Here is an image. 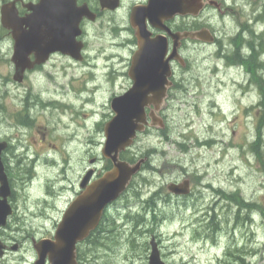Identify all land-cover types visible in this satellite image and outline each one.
I'll return each mask as SVG.
<instances>
[{
  "label": "rangeland",
  "instance_id": "1",
  "mask_svg": "<svg viewBox=\"0 0 264 264\" xmlns=\"http://www.w3.org/2000/svg\"><path fill=\"white\" fill-rule=\"evenodd\" d=\"M94 41L95 39H90L91 43ZM101 44L98 40L94 42L96 48ZM206 52V47L200 45L197 57L191 59L193 67L190 77L196 80V86L169 95L163 110L167 128L162 131L153 127L138 134L130 150L126 151L127 156L135 159L142 157L146 151L151 152L153 155L150 165L153 163L155 169L150 171L146 167L134 176L129 193H125L123 199L112 206L111 215L107 216L103 225L104 231L92 234L89 240L82 242V259L86 261L84 263L82 260V264H148L150 233L159 237L158 250L165 264H215L216 261L218 264H264V217L257 208L259 204L264 208V172L263 165L249 148V143L259 134L262 138L260 150L264 153V107L260 104L263 96L258 84L237 89L229 80V75L212 76ZM56 64L59 62L56 61ZM94 64L95 66H91ZM102 65L101 59H90L88 64L71 65L65 72H58V68L54 71L49 69L51 75L44 71L36 77L29 75L22 83H13L7 79L10 71L11 75L13 72L9 66V55L0 53V140L11 143L7 162L16 185L18 208V220H12L11 228L0 233L2 240L10 239L9 237L17 239V242L12 243H18V247L8 250L0 258V264H33L36 254L32 238L38 240L54 234L64 209L77 195L84 170L88 166L92 167L91 159H98V169L106 164V159L101 154L103 125L113 115L110 108L111 97L121 94L123 90L122 79L114 85L105 82ZM262 72L258 76L264 79ZM242 79L245 77L242 76ZM49 99L54 100L49 102L52 101ZM179 141H183L184 145L180 146ZM205 142H210L207 143L209 146ZM183 153L185 154L182 155ZM31 159L35 161L32 162ZM27 169L29 171L25 175L30 176L27 178L28 182L24 177L23 180L19 179ZM189 175L202 178L201 183H205L199 184L201 188H194L197 190L191 196L194 198L177 199L166 196L173 203L164 208L165 211L160 204V209L157 207L156 210V213L160 212L157 218L152 217L151 211L149 213L142 210L143 200L154 196V191H162L161 195H165L169 182L190 178ZM217 189L225 190L223 192L226 195H220ZM231 191L238 194L241 192L239 196L247 201H256L255 214L252 215L254 218L248 223L245 221L246 217H243L245 211L241 209L238 213V209L234 208V198L229 195ZM199 201L207 205H204V214L209 207H213L210 215L194 217L193 213H196L201 203ZM128 208L134 210L133 214L138 208L143 213L141 216L144 220L136 222L131 217L132 213H128ZM211 221H217L219 229H223L217 233L218 239L215 235L211 237ZM16 227H20V230L15 231ZM199 231H202L201 234ZM226 242H229L228 245ZM229 249L234 253H229ZM235 253L243 254L244 261L238 259ZM258 258L260 259L257 260Z\"/></svg>",
  "mask_w": 264,
  "mask_h": 264
},
{
  "label": "flooded vegetation",
  "instance_id": "2",
  "mask_svg": "<svg viewBox=\"0 0 264 264\" xmlns=\"http://www.w3.org/2000/svg\"><path fill=\"white\" fill-rule=\"evenodd\" d=\"M45 1L47 2L46 8L49 10L63 11L64 14L65 10L72 11V17L78 19L79 34L75 36L73 41V39H71V35H69L66 39L65 36L54 35V28H48L47 34H45L46 36H41V31L37 30L34 38L38 39V43L33 48L26 45L23 47V50L27 53V62L25 61L24 63H21L23 66L21 80H15L14 74L16 73V64L13 61V55L15 51L16 39L12 36L11 28H7L3 24L2 16H0V53L3 52L5 55H9V66L13 72L11 75L10 71V74L7 75V79L12 80L13 83H22L29 75H34L36 77L37 75H41L44 71H46L48 75H51L49 69L54 71L58 68V72H65L71 65L82 66V63L88 64L90 59L99 58L103 62L101 68L103 69L102 73L105 71V82L107 84L114 85L115 82L122 79V93H124L134 86L135 80L133 76L130 75V71L133 67V57L136 51L139 50V40L141 38H146L152 42L154 49H159L164 52L163 58L164 60L168 59L169 68L166 70L167 72L165 71L166 76L163 77L165 72L160 73L158 79L159 84H154V86L150 87L154 90L164 89L166 91L164 102L160 110L157 112V115L162 119L164 127L161 128L158 126L147 125L143 132H147L153 127H157L159 130L164 131L167 126L163 110L164 105L168 102L169 95H171L172 92L182 90L187 91L196 86V80L190 77V72H192L193 67L191 59L197 57L200 45L205 46L208 50V52H206V57L209 62V71L212 76L229 75V80L237 89L243 84L242 88H245L250 84L252 85V83L258 84L257 76L262 72L261 65L264 63V0H200V4L199 0ZM40 2L41 0H0V4L4 6L0 9V14H2V11L7 8H15L17 10V15L19 17H24L32 10L29 9V7L37 8ZM149 7L153 8V12L151 13L152 16L148 15ZM82 11L85 12L82 14ZM179 11H184L185 13ZM55 18L56 15H54L53 11L50 15L52 26L55 25ZM93 30L96 32L94 33ZM199 31H205V36L208 38L207 41L199 37ZM90 39L101 41V46L96 48L94 46L95 41L91 43ZM55 41H58V43H55ZM157 41L160 43L159 48L156 45ZM56 61H58L59 64H56ZM91 66H95V64ZM257 67H259L258 70ZM242 76L247 79H242ZM252 77L257 79V82H255L256 80H253ZM118 95H114L113 97ZM113 97H111V99ZM49 100H52L49 102H53L54 99ZM152 108L153 105H150L146 108V112L149 113ZM148 122H150V118H148ZM5 142L7 143V146L1 151L0 160L6 173L9 186V194L6 196V202L9 204L12 212L7 216L5 224L0 226L1 234L11 228L10 222L12 220H18L15 189L16 185L12 181L13 175L9 170L10 165L7 162V152L11 147V143L7 141ZM128 150L130 149L127 148L121 152V159L128 162H134L139 158L135 159L129 155H124L123 157L122 154H126V151ZM142 156L145 157L142 169H146V167L149 168L150 166L151 168L147 169L153 171L155 167L150 165L149 159L152 156L151 152H147V154L144 153ZM103 158L106 159V164L103 165L101 169H98L96 164L99 162L98 159L93 158L91 159L92 167L88 166L84 170V174H86L88 169H93V173L86 183V186L102 176L104 172L111 168V161L105 157ZM31 161L34 162L35 159H31ZM27 172L28 169L23 173L24 175L22 174L20 176L19 179L22 180L24 176H27L25 175ZM9 175L12 176L9 177ZM28 177L30 176L28 175L24 178L27 179ZM184 179L188 180L186 194H176L172 191L170 192L168 188L169 184H178ZM131 182L127 186L126 190L120 194L116 200L106 205L99 223L82 242L89 240V236L92 234L95 235L96 233L104 231L103 225L107 216L111 215L112 206L118 201H121L125 193H129L128 189L131 187ZM197 182L201 183L202 178H198L197 180V178L194 179L192 177L191 179V177H187L180 180L175 179L169 182L166 185L168 194L166 193L165 195H161V191L158 193L155 191L152 195H158L150 196L151 198L148 197L149 199H145L146 202L143 200L144 204L142 210L153 212L154 214L152 213V217L157 218L156 216L158 214L156 213V210L160 204H162V208L165 211L164 208L168 207L170 203H173L166 197V195L172 197L175 194L174 197L177 199L189 198L195 195L196 190L194 187L197 188L199 186V183ZM192 184H194V187ZM84 189L85 187L82 188V191ZM80 192L81 189L78 186L76 194ZM74 197L70 200V202L74 199ZM2 198L3 197L0 196V199ZM243 199L244 198L240 196L239 202L241 200V206L233 201L235 203V208L238 207V213H240L239 210L247 208L245 205L246 203H252L245 199L244 201L246 203H242ZM202 204L203 202L200 203V208L197 207L196 213L198 214V211L200 210V214H198L199 216L194 213V217L201 218L208 216L213 211V207H209L206 214H204L203 210H205V208L204 204ZM236 205L238 206L236 207ZM255 210L256 207L250 206L249 213L253 214V211ZM136 211L135 215L139 216L143 214L142 212H139V210ZM130 212H132L131 208H128V213L130 214ZM133 213L134 212H132V214ZM252 219L251 215V220ZM14 230L19 231L20 227H16ZM149 236L151 237L150 245L151 242L155 240L154 242L156 243V246H159L157 239L159 237L155 234H150ZM9 238L10 239L4 238L3 240L0 238V241L5 245L3 255H5L8 250H15L18 247V243H12V241L17 242V239L14 237ZM33 239L34 238H32V240Z\"/></svg>",
  "mask_w": 264,
  "mask_h": 264
},
{
  "label": "water",
  "instance_id": "3",
  "mask_svg": "<svg viewBox=\"0 0 264 264\" xmlns=\"http://www.w3.org/2000/svg\"><path fill=\"white\" fill-rule=\"evenodd\" d=\"M38 5L37 8L29 7L32 10L24 17H19L15 8L2 11V22L7 28H11L12 36L16 39L13 55L16 64L15 80H21L23 71L21 63L27 62V53L23 47L26 45L33 48L38 43V39L34 38L37 30L41 31V36H46L47 29L54 28L56 33L54 35L65 36V39L71 35L73 41L79 34L78 19L72 17V11L65 10L64 14L63 11L49 10L46 8L45 0H41ZM53 11L56 18L55 25L52 26L50 15ZM148 11V15H151L153 8L149 7ZM83 12L85 11H82V14ZM198 35L201 39L208 40L205 31H199ZM156 45L159 48V41ZM163 57L164 52L154 49L151 41L146 38L140 39V48L134 54L133 67L130 71L135 80L134 86L111 99L110 106L114 114L103 127L105 140L101 154L111 161L112 167L86 186L93 173L92 168L87 170L79 183L80 188L85 189L66 208L53 237L32 240L37 256L34 264H78L77 244L97 226L106 205L116 200L126 190L133 176L140 172L145 157L130 163L121 159L120 153L134 143L137 134L143 132L147 125L164 127L157 112L164 102L166 91L150 88L154 84H159L160 73L169 68L168 59L164 60ZM150 105H153V108L147 113L146 108ZM6 146L5 141H0V153ZM114 169L119 170V176L110 180L108 178L113 176ZM187 187V179L178 184L168 185L169 190L176 194H186ZM8 194V181L0 160V196L3 197L0 199V226L5 224L7 216L12 212L6 202ZM4 247L0 241V256L3 255ZM148 264H165L154 241L151 242Z\"/></svg>",
  "mask_w": 264,
  "mask_h": 264
},
{
  "label": "bare ground",
  "instance_id": "4",
  "mask_svg": "<svg viewBox=\"0 0 264 264\" xmlns=\"http://www.w3.org/2000/svg\"><path fill=\"white\" fill-rule=\"evenodd\" d=\"M261 57H262V56H261ZM263 58H264V57H263ZM259 59H260V58H259ZM261 60H262V59H261ZM261 62H263V61H261ZM261 62H260V63H261ZM254 63H255V62H254ZM263 64H264V63H263ZM263 64H262V65H263ZM247 65H248V62H247ZM258 65H259V64H258ZM262 65H261V70L263 71V72H262V75L264 76V65H263V66H262ZM259 66H260V65H259ZM258 68H259V67H257V70H258ZM252 72H253V71H252ZM259 73H260V72H259ZM253 74H254V72H253ZM256 74H257V73H256ZM251 76H253V75H251ZM255 76H256V75H255ZM253 77H254V76H253ZM253 77H252V78H253ZM250 78H251V77H250ZM258 78H259V77H258ZM246 79H247V78H246ZM246 79H245V80H246ZM261 79H262V78H261ZM253 80H256L255 82H257V79H254V78H253ZM263 80H264V79H263ZM115 81H116V80H115ZM261 81H262V80H261ZM247 82H248V81H247ZM255 82H254V83H255ZM263 82H264V81H263ZM243 83H244V82H243ZM243 83H242V84H243ZM259 83H260V82H259ZM252 84H253V83H252ZM263 84H264V83H263ZM243 85H244V84H243ZM243 85H242L241 87H243ZM250 85H251V84H250ZM98 86H99V85H98ZM254 86H255V85H254ZM96 87H97V86H96ZM239 87H240V86H239ZM255 87H256V86H255ZM257 87H258V86H257ZM88 88H89V86H88ZM246 88H247V87H246ZM89 89H90V88H89ZM87 92H88V91H87ZM84 93H85V92H84ZM26 94H28V93H26ZM26 94H25V95H26ZM34 94H35V93H34ZM30 95H31V94H30ZM26 98H27V96H26ZM29 99H30V97H29ZM209 99H210V98H209ZM26 100H27V99H26ZM31 100H32V99H31ZM39 101H40V100H39ZM43 101H44V100H43ZM209 101H210V100H209ZM25 102H26V101H25ZM212 102H213V101H212ZM263 104H264V102H263ZM52 105H53V104H52ZM52 105H51V106H52ZM62 105H63V104H62ZM261 105H262V104H261ZM53 106H54V105H53ZM262 107H263V106H262ZM214 109H215V107H214ZM214 109H213V111H215ZM221 110H222V109H221ZM111 112H112V111H111ZM111 117H112V116H110V118H111ZM108 118H109V117H108ZM22 120H23V119H22ZM23 129H24V128H23ZM145 129H146V128H145ZM150 133H151V132H150ZM153 133H154V132H153ZM153 133H152V134H153ZM163 133H164V132H163ZM148 134H149V133H148ZM161 134H162V133H161ZM161 134H160V135H161ZM181 135L184 136L182 133H181ZM258 135H259V134H258ZM182 136H181V137H182ZM256 136H257V135H256ZM186 137H187V136H186ZM160 139H161V138H160ZM213 139H214V137H213ZM206 140H207V139H206ZM210 140H211V137H210L209 141H210ZM174 141H176V139L173 140V142H174ZM195 141H196V140H195ZM200 141H201V140H200ZM203 141H204V140H203ZM217 141H218V140H217ZM179 142H180V141H179ZM182 142H183V141H182ZM191 142H193V141H191ZM201 142H202V141H201ZM210 142H211V141H210ZM210 142H205V143L207 144V143H210ZM186 143H187V142H186ZM202 143H203V142H202ZM250 143H251V142H250ZM191 144H192V143H190V145H191ZM195 144H196V143H195ZM197 144H198V143H197ZM199 144H201V143H199ZM199 144H198V145H199ZM253 144H254V142H253ZM175 145H176V144H175ZM183 145H184V144H183ZM183 145H182V146H183ZM190 145H189V146H190ZM207 145H208V144H207ZM191 146H192V145H191ZM191 146H190V147H191ZM195 146H196V145H195ZM204 146H205V145H204ZM208 146H209V145H208ZM178 147H179V146H178ZM185 147H186V146H185ZM185 147H184V148H185ZM187 148H188V146H187ZM201 148H203V147H201ZM252 148H253V147H252ZM146 150H147V149H146ZM176 150H177V149H176ZM181 150H182V149H181ZM185 150H186V148H185ZM150 151H152V150H150ZM262 151H263V149H262ZM146 152H147V151H146ZM146 152H145V153H146ZM148 152H149V151H148ZM182 152H183V151H182ZM143 153H144V152H143ZM179 153H181V151H180ZM188 153H189V151H188ZM188 153H187V154H188ZM252 153H253V152H252ZM36 154H37V153H36ZM146 154H147V153H146ZM184 154H185V153H183L182 155H184ZM263 154H264V153H263ZM152 155H153V154H152ZM155 155H156V154H155ZM155 155H154V156H155ZM154 156H153V157H154ZM252 156H254V155H252ZM149 157H150V156H149ZM151 157H152V156H151ZM151 157H150V158H151ZM33 158H34V157H33ZM150 158H149V159H150ZM154 158H155V157H154ZM263 158H264V156H263ZM150 160H151V159H150ZM152 161H155V160H152ZM152 164H153V163H152ZM152 164H151V166H153ZM35 165H36V164H35ZM35 165H34V166H35ZM174 165H176V164H174ZM178 165H179V164H178ZM16 166H18V165H16ZM16 166H15V167H16ZM20 166H21V165H20ZM148 166H149V165H148ZM149 167H150V166H149ZM179 167H181V166H179ZM18 168H19V167H18ZM29 168H30V167H29ZM29 168H28V169H29ZM152 168H153V167H152ZM182 168H183V167H182ZM16 169H17V167H16ZM21 169H23V167H21ZM148 169H149V168H148ZM189 169H191V168L189 167ZM19 170H20V169H19ZM29 170H31V168H30ZM29 170H28V171H29ZM153 170H154V169H153ZM17 171H18V170H17ZM17 171H16V172H17ZM186 171H187V170H186ZM4 172H5V171H4ZM21 172H22V171H21ZM25 172H26V171H25ZM31 172H32V170H31ZM14 173H15V172H13V174H14ZM261 173H262V172H261ZM5 174H6V173H5ZM11 174H12V173H11ZM22 174H23V173H22ZM27 174H28V173H27ZM184 174H185V173H184ZM197 174H198V173H197ZM199 174H200V173H199ZM201 174H202V173H201ZM14 175H15V174H14ZM20 175H21V173L19 174V176H20ZM180 175H181V174H180ZM10 176H12V175H9V177H10ZM15 176H16V175H15ZM15 176H14V177H15ZM189 176H190V175H189ZM22 177H23V176H22ZM24 177H27V176H24ZM178 177H179V176H178ZM182 177H183V176H182ZM191 177H193V176H191ZM197 177H198V176H197ZM16 178H17V177H16ZM19 178H20V177H19ZM180 178H181V177H180ZM193 178H194V177H193ZM181 179H182V178H181ZM191 179H192V178H191ZM194 179H196V178H194ZM20 180H21V179H20ZM22 180H23V179H22ZM25 180H27V179L25 178ZM144 180H145V178H144ZM179 180H180V179H179ZM197 180H198V178H197ZM202 180H203V179H202ZM204 180H205V179H204ZM12 181H13V180H12ZM27 181H28V180H27ZM27 181H26V182H27ZM192 181H193V180H192ZM21 182H22V181H21ZM146 182H147V181H146ZM190 183H191V180H190ZM197 183H199V182H197ZM208 183H209V182H208ZM28 184H29V183H28ZM28 184H27V185H28ZM199 184H201V183H199ZM204 184H205V183H204ZM209 184H211V183H209ZM209 184H208V185H209ZM23 185H24V183H23ZM192 185H193V187H194V184H192ZM192 185H190V186H192ZM203 186H204V185H203ZM22 187H23V186H22ZM24 187H25V186H24ZM193 187H192V188H193ZM198 187H200V186H198ZM208 187H209V186H208ZM194 188H195V187H194ZM200 188H201V187H200ZM164 189H165V188H164ZM164 189H163V190H164ZM197 189H198V188H197ZM240 189H241V188H240ZM203 190H204V189H203ZM234 190H235V189H234ZM236 190H237V188H236ZM158 191H159V190H158ZM196 191H197V190H196ZM209 191H210V190H209ZM217 191H218V189H217ZM217 191H216V192H217ZM223 191L225 192V190H223ZM223 191H222V192H223ZM238 191H239V190H238ZM154 192H155V191H154ZM161 192H162V191H161ZM164 192H165V190H164ZM168 192H169V191H168ZM170 192H171V191H170ZM190 192H191V191H190ZM216 192H214V193L216 194ZM224 192H223V193H224ZM227 192H228V191H227ZM233 192H234V191H233ZM235 192H236V191H235ZM156 193H157V192H156ZM166 193H167V192H166ZM188 193H189V192H188ZM194 193H195V192H194ZM200 193H201V192H200ZM208 193H209V192H208ZM210 193H211V191H210ZM220 193H221V192H220ZM231 193H232V191H231ZM231 193H230V195H231ZM236 193H237V192H236ZM240 193H241V192H240ZM240 193H239V194L237 193V194H238L237 196H239ZM152 194H153V193H152ZM167 194H168V193H167ZM189 194H190V193H189ZM191 194H192V193H191ZM224 194H225V193H224ZM233 194H234V193H233ZM155 195H156V194H155ZM157 195H158V194H157ZM202 195H203V194H202ZM206 195H207V194H206ZM221 195H222V194H221ZM225 195H226V194H225ZM234 195H236V194H234ZM166 196H168V195H166ZM174 196H175V194H174ZM188 196H189V195H188ZM188 196H187V197H188ZM190 196H191V195H190ZM217 196H220V195H217ZM222 196H223V195H222ZM222 196H221V197H222ZM231 196H232V195H231ZM237 196H236L235 198H237ZM176 197H177V195H176ZM180 197H181V195H180ZM203 197H204V196H203ZM227 197H228V195L226 196V198H227ZM239 197H240V196H239ZM150 198H151V197H150ZM154 198H155V197H154ZM191 198H194V197H191ZM232 198H233V197H232ZM148 199H149V198H148ZM196 199H197V198H196ZM217 199H219V198H217ZM229 199H230V198H229ZM241 199H242V198H241ZM151 200H152V199H151ZM192 200L194 201V199H192ZM206 200H207V199H206ZM211 200H212V199H211ZM234 200H235V199H234ZM138 201H139V200H138ZM154 201H155V200H154ZM189 201H190V200H189ZM201 201H202V200H201ZM201 201H199V202H201ZM209 201H210V200H209ZM214 201H215V200H214ZM221 201H222V199H221ZM224 201H225V200H224ZM227 201H228V200H227ZM237 201H238V200H237ZM252 201H253V200H252ZM252 201H251V202H252ZM254 201H255V200H254ZM260 201H262V200H260ZM260 201H259V202H260ZM145 202H146V200H145ZM149 202H150V201H149ZM156 202H157V201H156ZM205 202H206V201H205ZM235 202H236V201H235ZM240 202H241V200H240ZM138 203H139V202H138ZM147 203H148V202H147ZM189 203H190V202H189ZM192 203H193V202H192ZM196 203H197V202H196ZM220 203H221V202H220ZM242 203H246V202L244 201V199H243V202H242ZM252 203H253V202H252ZM255 203H256V201H255ZM153 204H154V203H153ZM199 204H200V203H199ZM203 204L206 205V203H203ZM203 204H202V205H203ZM214 204H215V203H214ZM236 204H237V203H236ZM238 204H239V203H238ZM248 204H249V203H247V205H248ZM139 205H140V204H139ZM145 205H147V204H145ZM154 205H155V204H154ZM218 205H219V204H218ZM234 205H235V204H234ZM245 205H246V204H245ZM247 205H246V206H247ZM254 205H255V204H254ZM254 205H253V206H254ZM259 205H260V204H259ZM259 205H258V206H259ZM262 205H264V203H263ZM187 206H188V204H187ZM189 206H190V205H189ZM191 206H192V205H191ZM194 206H195V205H194ZM206 206H207V205H206ZM206 206H205V208H206ZM236 206H238V205H236ZM239 206H241V204H240ZM243 206H244V205H243ZM256 206H257V203H256ZM137 207H138V205H137ZM152 207H154V206H152ZM152 207H151V208H152ZM196 207H197V204H196ZM244 207H245V206H244ZM260 207H261V206H260ZM166 208H167V207H166ZM199 208H200V207H199ZM216 208H217V207H216ZM223 208H224V207H223ZM234 208H235V207H234ZM237 208H238V207H237ZM237 208H236V209H237ZM155 209H156V208H155ZM158 209H160V207H159ZM218 209H220V208H218ZM224 209H225V208H224ZM224 209H222V210L224 211ZM243 209H244V208H243ZM262 209H263V207H262ZM262 209H261V210H262ZM135 210H136V209H135ZM137 210H138V208H137ZM144 210H146V209H144ZM188 210H189V209H188ZM257 210H258V209H257ZM132 211H134V210H132ZM163 211H164V210H163ZM194 211H195V210H194ZM203 211H204V210H203ZM239 211H240V210H239ZM243 211H245V214H244L243 217H246V222L249 221V220H251V215H253V214H250V213H249L250 209H249V211H248V207H247V208L244 209ZM136 212H137V211H136ZM140 212H141V211H140ZM148 212H149V211H148ZM185 212H186V210H185ZM218 212H219V211H218ZM253 212H255V211H253ZM257 212H259V211H257ZM130 213H132V212H130ZM149 213H150V212H149ZM152 213H153V212H152ZM208 213H209V212H208ZM216 213H217V212H216ZM221 213H222V212H221ZM135 214H136V213H135ZM138 214H139V213H138ZM146 214H147V213H146ZM153 214H154V213H153ZM153 214H152V215H153ZM157 214H158V213H157ZM157 214H156V215H157ZM159 214H160V212H159ZM159 214H158V215H159ZM163 214H164V213H163ZM193 214H194V213H193ZM196 214H197V213H196ZM199 214H200V213H199ZM205 214H206V213H205ZM254 214H255V213H254ZM132 215H133V214H132ZM197 215H198V214H197ZM201 215H202V213H201ZM129 216H130V215H129ZM129 216H128V217H129ZM134 216H135V215H134ZM134 216H133V217H134ZM154 216H155V215H154ZM161 216H162V214H161ZM165 216H166V215H165ZM170 216H171V215H170ZM198 216H199V215H198ZM211 216H212V215H211ZM213 216H214V215H213ZM224 216H225V215H224ZM224 216H223V218H224ZM248 216H249V217H248ZM253 216H254V215H253ZM262 216H263V214H262ZM135 217H136V216H135ZM137 217H138V216H137ZM137 217H136V219H137ZM147 217H148V216H147ZM156 217H157V216H156ZM200 217H201V216H200ZM205 217H206V216H205ZM221 217H222V216H221ZM241 217H242V216H241ZM149 218H150V217H149ZM159 218H160V216H159ZM209 218H210V217H209ZM253 218H254V217H253ZM255 218H256V217H255ZM258 218H259V217H258ZM147 219H148V218H147ZM160 219H161V218H160ZM126 220H127V219H126ZM131 220H132V219H131ZM131 220H130V221H131ZM134 220H135V218H134ZM134 220H132V222H133ZM162 220H163V219H162ZM162 220H161V221H162ZM197 220H198V219H197ZM199 220H201V219H199ZM209 220H210V219H209ZM212 220H213V219H212ZM216 220H217V219H216ZM219 220H220V218H219ZM254 220H255V219H254ZM155 221H156V220H155ZM206 221H207V220H206ZM229 221H230V220H229ZM257 221H258V220H257ZM260 221H261V220H260ZM144 222H145V221H144ZM148 222H150V221H148ZM151 222H153V221H151ZM200 222H201V221H200ZM212 222H213V221H212ZM255 222H256V221H255ZM262 222H263V219H262ZM262 222L259 223V221H258L259 224H262ZM133 223H134V225H135V222H133ZM156 223H157V222H156ZM205 223H208V222H205ZM213 223H214V222H213ZM226 223H227V222H226ZM232 223H233V222H232ZM242 223H243V222H242ZM247 223H248V222H247ZM247 223H246V224H247ZM250 223H251V221H250ZM258 223H257V225H258ZM130 224H131V223H130ZM201 224H202V222H201ZM201 224H200V225H201ZM124 225H125V224H124ZM128 225H129V223H128ZM208 225H209V224H208ZM219 225H220V224H219ZM225 225H227V224H225ZM232 225H233V224H232ZM244 225H245V224H244ZM248 225H249V224H248ZM131 226H132V225H131ZM131 226H130V227H131ZM141 226H142V225H141ZM153 226H154V225H153ZM213 226H216V225L214 224ZM236 226H238V223L236 224ZM241 226H243V224H242ZM260 226H261V225H260ZM122 227H124V226H122ZM218 227H220V226H218ZM218 227H217V228H218ZM261 227H262V226H261ZM261 227H260V228H261ZM263 227H264V225H263ZM263 227H262V228H263ZM139 228H140V227H139ZM197 228H199V227H196V229H197ZM211 228H212V227H211ZM223 228H224V227H223ZM237 228H238V227H237ZM237 228H236V229H237ZM246 228H247V227H246ZM249 228H250V227H249ZM249 228H248V229H249ZM124 229H125V228H124ZM212 229H213V228H212ZM221 229H222V228H221ZM228 229H229V228H228ZM242 229H243V228H242ZM251 229H252V228H251ZM251 229H250V230H251ZM257 229H258V228H257ZM102 230H103V229H102ZM117 230H118V228H117ZM119 230H120V229H119ZM129 230H130V229H129ZM199 230H200V228H199ZM204 230H205V229H204ZM222 230H223V229H222ZM222 230H221V232H222ZM240 230H241V229H240ZM244 230H245V229H244ZM122 231H123V230H122ZM122 231H120V232H122ZM124 231H125V230H124ZM131 231H132V229H131ZM197 231H198V230H197ZM202 231H203V230H202ZM202 231H201V232H202ZM217 231H218V230H217ZM217 231H216V232H217ZM226 231H227V230H226ZM237 231H239V230L237 229ZM247 231H248V230H247ZM111 232H112V231H111ZM114 232H116V231H114ZM120 232H119V233H120ZM134 232H135V231H134ZM201 232L199 231L200 234H201ZM213 232H214V231H213ZM224 232H225V230H224ZM234 232H235V230H234ZM239 232H240V231H239ZM242 232H243V231H242ZM248 232H249V231H248ZM255 232H256V231H255ZM260 232H263V231L260 230ZM117 233H118V232H117ZM124 233H125V232H124ZM135 233H136V232H135ZM203 233H204V232H203ZM217 233H218V232H217ZM228 233H229V232H228ZM228 233H227V234H228ZM252 233H253V232H252ZM130 234H131V232H130ZM146 234H148V233H146ZM150 234L152 235V233H150ZM154 234H155V233H154ZM239 234H240V233H239ZM242 234H244V233H242ZM242 234H241V235H242ZM245 234H247V233H245ZM256 234H257V233H256ZM259 234H260V233H259ZM97 235H98V234H97ZM101 235H102V234H101ZM109 235H110V234H109ZM131 235H132V234H131ZM133 235H134V233H133ZM133 235H132V236H133ZM142 235H143V234H142ZM206 235H207V233H206ZM213 235H214V234H213ZM250 235H251V234H250ZM250 235H249V236H250ZM260 235H261V234H260ZM263 235H264V234H263ZM263 235H262V236H263ZM119 236H120V234H119ZM138 236H139V235H138ZM138 236H137V237H138ZM140 236H141V235H140ZM220 236H221V235H220ZM227 236H228V235H227ZM227 236H226V237H227ZM233 236H234V235H233ZM245 236H246V235H245ZM253 236H254V234H253ZM257 236H258V235H256V237H257ZM262 236H261V237H262ZM112 237H113V236H112ZM127 237H128V236H127ZM137 237H136V238H137ZM148 237H149V236H148ZM211 237H212V236H211ZM216 237H217V236H216ZM246 237H247V236H246ZM103 238H104V237H103ZM108 238H109V237H108ZM113 238H114V237H113ZM121 238H122V237H121ZM129 238H130V237H129ZM129 238H128V239H129ZM146 238H147V237H146ZM154 238H155V237H154ZM206 238H207V237H206ZM240 238H241V237H240ZM257 238H258V237H257ZM125 239H126V238H125ZM130 239H131V238H130ZM134 239H135V238H134ZM150 239H151V238H150ZM150 239H149V240H150ZM157 239H158V238H157ZM209 239H210V238H209ZM213 239H214V238H212V240H213ZM217 239H218V237H217ZM230 239H231V238H230ZM245 239H246V238H245ZM252 239H255V238H252ZM98 240H99V239H98ZM98 240H97V241H98ZM101 240H102V238H101ZM109 240H110V239H109ZM119 240H121V239H119ZM142 240H143V239H142ZM158 240H159V239H158ZM212 240H211V241H212ZM225 240H227V239H225ZM225 240H224V241H225ZM233 240H234V239H233ZM242 240L244 241V239H242ZM246 240H247V239H246ZM246 240H245V242H246ZM260 240H261V239H260ZM262 240H263V239H262ZM93 241H95V240H93ZM103 241H105V240H103ZM124 241H125V240H124ZM131 241H132V240H131ZM136 241H137V240H136ZM146 241H147V240H146ZM146 241H145V242H146ZM154 241H155V240H154ZM234 241H237V240H234ZM239 241H241V239H239ZM251 241H252V240H251ZM255 241H256V240H255ZM258 241H259V240H258ZM98 242H99V241H98ZM105 242H106V241H105ZM122 242H123V241H122ZM132 242H134V241H132ZM137 242H138V241H137ZM140 242H141V241H140ZM143 242H144V241H143ZM252 242H253V241H252ZM261 242H262V241H261ZM263 242H264V240H263ZM123 243H124V242H123ZM149 243H150V242H149ZM215 243H216V242H215ZM226 243H227V245H228L229 242H226ZM236 243H237V242H236ZM247 243H248V241H247ZM257 243H258V242H257ZM98 244H99V243H98ZM103 244H104V243H103ZM136 245H138V243H136ZM145 245H146V243H145ZM234 245H235V243H234ZM234 245H232V246H234ZM237 245H238V243H237ZM245 245H246V243H245ZM252 245H253V243H252ZM150 246H151V245H150ZM239 246H240V245H239ZM239 246H238V247H239ZM254 246H255V245H254ZM254 246H253V247H254ZM88 247H89V246H88ZM94 247H95V246H94ZM142 247H143V246H142ZM226 247H227V246H226ZM226 247H225V248H226ZM244 247H245V246H244ZM246 247H247V245H246ZM145 248H146V247H145ZM157 248H158V245H157ZM230 248H231V245H230ZM232 248H234V247H232ZM236 248H237V247H236ZM93 249H94V248H93ZM96 249H97V248H96ZM159 249H160V248H159ZM244 249H245V248H244ZM248 249H249V248H248ZM226 250H227V249H226ZM231 250H232V249H231ZM231 250H230V251H231ZM242 250H243V246H242ZM249 250H250V249H249ZM159 251H160V250H159ZM232 251H233V250H232ZM234 251H235V250H234ZM237 251H238V250H237ZM263 251H264V250H263ZM83 252H84V251H83ZM95 252H97V251L95 250ZM224 252H225V251H224ZM226 252H227V251H226ZM239 252H240V249H239L238 253H239ZM246 252H247V248H246ZM260 252H261V251H260ZM84 253H85V252H84ZM233 253H234V252H233ZM236 253H237V252H236ZM236 253H235V254H236ZM247 253H248V252H247ZM91 254H92V253H91ZM223 254H224V253H223ZM235 254H234V255H235ZM249 254H250V253H249ZM81 255H82V254H81ZM83 255H84V254H83ZM99 255H100V254H99ZM228 255H229V254H228ZM228 255H227V256H228ZM236 255H237V254H236ZM239 255H240V254H239ZM239 255H238V256H239ZM242 255H243V254H242ZM242 255H241V256H242ZM251 255H252V253H251ZM88 256H91V255L89 254ZM88 256H87V258H88ZM92 256H93V255H92ZM95 256H96V255H95ZM97 256H98V254H97ZM262 256H263V255H262ZM98 257H99V256H98ZM231 257L233 258V256H231ZM235 257H236V256H235ZM244 257H245V256H244ZM246 257H248V256H246ZM255 257H256V256H255ZM90 258H91V257H90ZM103 258H104V256H103ZM225 258H226V257H225ZM228 258H229V256H228ZM237 258H238V257H237ZM237 258H236V259H237ZM242 258H243V257H242ZM252 258H253V257H252ZM88 259H89V258H88ZM233 259H234V258H233ZM246 259H247V258H246ZM255 259H256V258H255ZM259 259H260V258H258L257 260H259ZM82 260H83V259H82ZM96 260H97V259H96ZM102 260H103V259H102ZM112 260H113V259H112ZM114 260H115V259H114ZM225 260L227 261V259H225ZM237 260H238V259H237ZM242 260H243V259H242ZM83 261H84V260H83ZM226 261H225V262H226ZM243 261H244V260H243ZM250 261H251V259H250ZM85 262H86V261H84V263H85ZM94 262H95V261H94ZM96 262L98 263V261H96ZM108 262H109V261H108ZM127 262H129V261H127ZM218 262H219V261H218ZM223 262H224V260H223ZM228 262H229V261H228ZM228 262H227V263H228ZM230 262H231V261H230ZM238 262L240 263V261H238ZM84 263H83V264H84ZM88 263H90V262H87V264H88ZM101 263H102V262H101ZM101 263H99V264H101ZM216 263H217V261H216ZM216 263H215V264H216ZM92 264H94V263H92ZM230 264H231V263H230ZM234 264H235V263H234ZM243 264H244V263H243Z\"/></svg>",
  "mask_w": 264,
  "mask_h": 264
},
{
  "label": "trees",
  "instance_id": "5",
  "mask_svg": "<svg viewBox=\"0 0 264 264\" xmlns=\"http://www.w3.org/2000/svg\"><path fill=\"white\" fill-rule=\"evenodd\" d=\"M263 76V75H262ZM259 77V78H258ZM257 78H258V85H259V87H260V92L262 93V96H263V98H262V100L260 101V104H262L263 105V107H264V104H263V102H264V84H263V82L262 81H264L263 79H261V77L260 76H257ZM264 78V77H263ZM262 80V81H261ZM260 82V83H259ZM263 112H264V109H263ZM263 119V121H264V117L262 118ZM253 142H254V144H253ZM261 142H262V138H261V136L260 135H258L257 134V136L254 138V140L251 142V143H249V148H250V150L255 154V157H256V159L263 165V172H264V158H263V152H261V150H260V144H261ZM180 144V146H182L184 143L183 142H180L179 143ZM253 147V148H252ZM124 155H126V154H122V156L124 157ZM126 158H128V157H126ZM131 161V160H130ZM219 191V193H220V195L222 194L223 196L226 194H224L222 191L223 190H218ZM236 194V195H234V194ZM238 193V192H237ZM236 192H232L231 193V195H232V197L235 199H233L234 201H236V203H239V205H240V202H239V196H237L238 194H237ZM230 195V194H229ZM230 195V196H231ZM237 196V198H235ZM238 200V201H237ZM255 204V205H254ZM246 205H247V203H246ZM254 205V207H256V203H249L248 205H247V207H248V211H249V209H250V206H253ZM259 206H261V205H259ZM259 206H257V208L260 210V213L261 214H263V217H264V208L262 209L261 207H259ZM262 209V210H261ZM135 215V214H134ZM133 215V216H134ZM131 216L132 217V219H134L135 218V220H136V222H141V221H143L144 220V218H143V216H141V215H135L137 218H140L139 220H137L136 219V217L134 216ZM211 218V217H210ZM210 218H208V219H210ZM214 222V221H213ZM212 221L210 222V228L209 229H211L212 231H211V233L212 234H214L215 235V237H216V235H217V232H219V231H221V229H219V227H218V224H217V221H215L214 223H213ZM216 225V226H213V225ZM213 229H212V228ZM218 227V228H217ZM218 230V231H217ZM214 231V232H213ZM217 231V232H216ZM214 235H212V237L214 236ZM229 253L231 252V253H233L232 252V250L230 251V249H229V251H228ZM82 242H80L79 244H78V246H77V260H78V264H82ZM237 257H238V259H240V260H244L245 259V257L242 255H239L238 256V254H237ZM243 257V258H242ZM242 260V261H243ZM219 261V260H218ZM216 264H218V263H216Z\"/></svg>",
  "mask_w": 264,
  "mask_h": 264
},
{
  "label": "clouds",
  "instance_id": "6",
  "mask_svg": "<svg viewBox=\"0 0 264 264\" xmlns=\"http://www.w3.org/2000/svg\"><path fill=\"white\" fill-rule=\"evenodd\" d=\"M199 4H200V0H199ZM4 6L2 4H0V9H2ZM0 16H2V14H0ZM139 48H140V40H139ZM137 52V51H136ZM161 63L164 64L163 61H161ZM166 67V65H165ZM167 70V69H166ZM167 72V71H166ZM166 72L163 74V77L166 76ZM119 176V170L118 169H114V172H113V176L111 178H108L110 180H114L115 178H117Z\"/></svg>",
  "mask_w": 264,
  "mask_h": 264
}]
</instances>
